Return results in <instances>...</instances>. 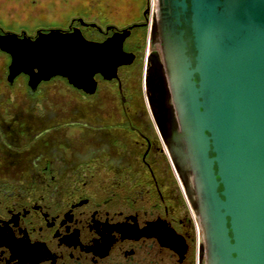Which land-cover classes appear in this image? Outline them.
Listing matches in <instances>:
<instances>
[{
	"label": "flooded vegetation",
	"instance_id": "af4514ba",
	"mask_svg": "<svg viewBox=\"0 0 264 264\" xmlns=\"http://www.w3.org/2000/svg\"><path fill=\"white\" fill-rule=\"evenodd\" d=\"M145 3L122 27L88 14L34 37L0 27L32 39L52 29L94 43L114 37L133 54L114 75L74 84L12 75L0 49V264H202L167 152L177 115L152 34L158 13ZM143 28L146 43L135 33Z\"/></svg>",
	"mask_w": 264,
	"mask_h": 264
},
{
	"label": "water",
	"instance_id": "95a60500",
	"mask_svg": "<svg viewBox=\"0 0 264 264\" xmlns=\"http://www.w3.org/2000/svg\"><path fill=\"white\" fill-rule=\"evenodd\" d=\"M175 119L169 152L205 237V264H264V0H158ZM12 75L92 82L129 63L123 39L0 33ZM109 75V76H112Z\"/></svg>",
	"mask_w": 264,
	"mask_h": 264
},
{
	"label": "rangeland",
	"instance_id": "374dc122",
	"mask_svg": "<svg viewBox=\"0 0 264 264\" xmlns=\"http://www.w3.org/2000/svg\"><path fill=\"white\" fill-rule=\"evenodd\" d=\"M76 2L77 0H0V27L14 31L25 29L29 35L34 37L37 34V28L67 27L71 21L70 17L75 14L96 16L98 21L105 25L110 23L122 27L139 20L146 5L145 3L141 9L129 14L133 9L125 11V6L129 8V4L124 0H79ZM133 3H130V6ZM138 4H142V1L139 0L135 3L137 8ZM148 5L150 13H152V0H148ZM149 18L150 24L151 14ZM135 33L142 37L143 42L146 43L148 28H143ZM98 36L96 35V37ZM3 55L6 60L4 70H7L12 57L5 53ZM196 253L193 247L191 250L193 258L197 255Z\"/></svg>",
	"mask_w": 264,
	"mask_h": 264
},
{
	"label": "bare ground",
	"instance_id": "6f19581e",
	"mask_svg": "<svg viewBox=\"0 0 264 264\" xmlns=\"http://www.w3.org/2000/svg\"><path fill=\"white\" fill-rule=\"evenodd\" d=\"M153 3H154L153 9L155 11H157V8H158L157 0H153ZM150 40H151V35H149V41ZM90 83H91L90 81H86V80L84 81V84H90ZM167 152H168V155L170 156L169 150H167ZM173 167H174L175 172H176L177 171L176 170V167L174 165H173ZM176 175H177V178L180 180V182L182 184V181H181V179H180V177L178 175V172H176ZM182 187H183V184H182ZM183 190H184V188H183ZM190 210H191V213H192V216H193V219H194V223H195V228H196V241H197V244H198L197 246H200L201 242H203L205 244L204 231H203V228H202V225L200 223V219H199L198 215L196 214V212L194 211V209H192L191 207H190Z\"/></svg>",
	"mask_w": 264,
	"mask_h": 264
},
{
	"label": "crops",
	"instance_id": "0c3cea01",
	"mask_svg": "<svg viewBox=\"0 0 264 264\" xmlns=\"http://www.w3.org/2000/svg\"><path fill=\"white\" fill-rule=\"evenodd\" d=\"M124 1H126L127 4H129V8H127V7L125 6V8H124L125 11H128V10L131 11V9L134 10V11L132 10L133 12H132V11L129 12V14H132V13H134L135 11H138V9H141V6L144 5V2H145L144 0H141V1H142V4H138L139 6H138V8H137V6H135V3L138 2L139 0H124ZM77 2H79V0H77ZM77 2H76V3H77ZM132 2H134V3H133V5L130 6V3H132ZM132 7H134V8H132Z\"/></svg>",
	"mask_w": 264,
	"mask_h": 264
},
{
	"label": "built area",
	"instance_id": "2783aa9c",
	"mask_svg": "<svg viewBox=\"0 0 264 264\" xmlns=\"http://www.w3.org/2000/svg\"><path fill=\"white\" fill-rule=\"evenodd\" d=\"M153 7H154V4H153V0H152V12H153ZM152 14V13H151ZM188 204H189V206L192 208V206H191V204L189 203V201H188ZM193 209V208H192Z\"/></svg>",
	"mask_w": 264,
	"mask_h": 264
}]
</instances>
